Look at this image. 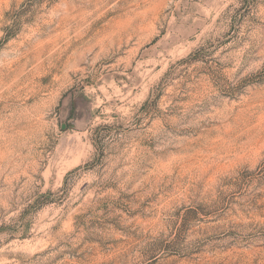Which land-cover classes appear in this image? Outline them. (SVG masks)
Instances as JSON below:
<instances>
[{
    "label": "rangeland",
    "instance_id": "rangeland-1",
    "mask_svg": "<svg viewBox=\"0 0 264 264\" xmlns=\"http://www.w3.org/2000/svg\"><path fill=\"white\" fill-rule=\"evenodd\" d=\"M0 264H264V0H0Z\"/></svg>",
    "mask_w": 264,
    "mask_h": 264
}]
</instances>
